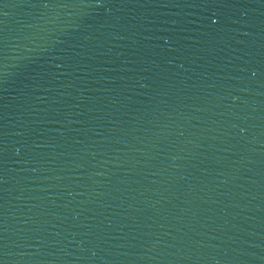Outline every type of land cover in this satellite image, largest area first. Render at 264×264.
I'll use <instances>...</instances> for the list:
<instances>
[{"label":"water","instance_id":"1","mask_svg":"<svg viewBox=\"0 0 264 264\" xmlns=\"http://www.w3.org/2000/svg\"><path fill=\"white\" fill-rule=\"evenodd\" d=\"M0 264H264V0H0Z\"/></svg>","mask_w":264,"mask_h":264}]
</instances>
